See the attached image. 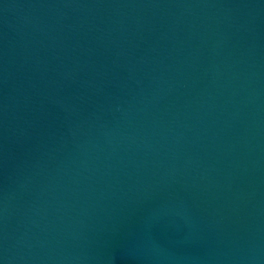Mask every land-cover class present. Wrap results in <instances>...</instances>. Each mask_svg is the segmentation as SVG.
<instances>
[{"label": "water", "instance_id": "95a60500", "mask_svg": "<svg viewBox=\"0 0 264 264\" xmlns=\"http://www.w3.org/2000/svg\"><path fill=\"white\" fill-rule=\"evenodd\" d=\"M0 264H264V0H0Z\"/></svg>", "mask_w": 264, "mask_h": 264}]
</instances>
